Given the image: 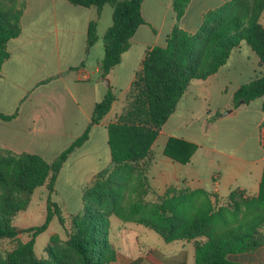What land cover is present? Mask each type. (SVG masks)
<instances>
[{"label": "crops", "instance_id": "0c3cea01", "mask_svg": "<svg viewBox=\"0 0 264 264\" xmlns=\"http://www.w3.org/2000/svg\"><path fill=\"white\" fill-rule=\"evenodd\" d=\"M231 1L190 0L178 26L186 33L197 34L205 14ZM17 4L22 11L19 15L22 34L8 44L10 58L0 72V113L16 114V117L0 121V153L36 154L52 163L91 127L89 139L63 164L51 195L69 226L71 218L86 207L85 190L102 173H110L115 167L108 144V126L122 112L112 115V111L119 97H126L130 91L147 52L166 46L176 25L173 0H143L141 11L145 24L137 30L121 63L108 77L109 86L101 72L104 36L113 25L109 20L111 13L108 16L104 13L107 6L99 19L98 41L88 48V28L98 16L97 8L75 6L64 0H17L14 5ZM260 23L264 26V13ZM263 75L264 66L258 55L241 43L215 75L190 84L160 131L151 155L139 165L148 180L147 201H157L170 188L203 189L218 195L222 202L234 191H244L250 197L258 195L264 170L263 98L248 105L240 104L238 108L233 100L242 85ZM110 89L120 95L106 118L92 125L95 106ZM229 110L232 112L227 114ZM231 125L242 131L246 129L247 138L256 140V150L250 155L243 153L244 140L235 151L222 147L223 139L232 131ZM168 145L173 157L165 153ZM189 145L195 146L189 162L174 159H184ZM73 190L79 192L78 204L74 211L68 212L69 192ZM33 196L28 209L14 222L19 230L33 227L17 223L27 215ZM113 218L120 223L115 231ZM110 222L109 238L118 254L112 264H195V240L166 243L143 225L125 223L115 216ZM61 228L65 237L52 236L67 240ZM153 232L169 246H154ZM18 238L23 242L30 240L27 234ZM229 258L237 263L264 264V245L252 254Z\"/></svg>", "mask_w": 264, "mask_h": 264}, {"label": "trees", "instance_id": "16d2710c", "mask_svg": "<svg viewBox=\"0 0 264 264\" xmlns=\"http://www.w3.org/2000/svg\"><path fill=\"white\" fill-rule=\"evenodd\" d=\"M64 1L98 9L97 18L89 24L88 48L98 41L103 9L108 5L113 8V25L104 36L105 56L101 62L102 77L108 78L121 63L137 30L145 24L143 0ZM189 1L173 0L176 25L166 46L147 52L122 113L108 126V144L115 167L110 173H102L85 190L84 201L98 203H86L84 211L71 218L69 228L51 195L63 164L89 139L91 127L52 163L36 154L0 153V243H14L5 258H0V264H112L118 257L109 238L112 216L125 223L143 225L166 243L195 240V264H243L229 257L252 254L264 245V170L255 197L234 191L222 202L218 195L203 189L170 188L157 201L146 200L149 185L139 165L151 155L160 131L190 84L215 75L241 43H246L264 66V26L260 23L264 0H232L205 14L199 32L194 35L178 26ZM21 13L15 7L0 4V72L10 58L8 44L22 34ZM260 98L264 113V75L238 89L234 107L238 108L241 101L248 105ZM116 100L117 95L110 89L96 104L92 125L106 118ZM15 117L16 114L0 113V121ZM262 145L264 149V137ZM189 146L184 159H174L189 162L195 151V146ZM165 153L172 156L169 145ZM44 186L49 191L45 222L19 230L14 224L16 218L28 209L35 191ZM106 201L111 205L109 210L103 207ZM55 217L67 233V240L52 236L45 249L46 258H39L35 253L36 238L47 231ZM20 234H27L30 240L21 241Z\"/></svg>", "mask_w": 264, "mask_h": 264}, {"label": "rangeland", "instance_id": "374dc122", "mask_svg": "<svg viewBox=\"0 0 264 264\" xmlns=\"http://www.w3.org/2000/svg\"><path fill=\"white\" fill-rule=\"evenodd\" d=\"M16 1L15 0H5L3 2H0V4L5 7H10V8L15 7V9L18 10L19 8L18 4L14 5ZM112 11H113V8L108 5L105 8L104 13L106 14V16H108V14L111 13V16H109V20H111V22L113 23ZM117 95L119 96L120 94H117ZM125 105H126V97L120 96L119 100L115 103L114 109L112 111L113 112L112 115L120 114L123 111ZM234 127H235L234 125L230 126V129L232 131L229 132V134H227V137L225 139H223L222 147L229 151H235L237 144L238 143L240 144V142L244 140L245 141V152L243 153H245L246 155H250L253 152V150H256V146H257L256 140L252 138L251 139L247 138L248 131L246 129L245 131H242L241 129H238V127H235L236 129H238L236 130ZM59 193L63 194L64 192L62 190H59ZM69 193L71 194L70 195L71 198H70L69 207L67 208L66 211L71 212L76 209V205L78 204V199H79L78 198L79 192L76 190H73L72 192H69ZM47 199H48V190L46 188L38 189L36 194L33 196V202L29 208L27 215L19 219L17 223L21 226L30 225L33 227L42 225L45 222L46 215H47ZM90 202L91 203H88V202L86 203L93 204L94 206L97 205L98 203V201L96 200H93ZM103 207L104 209L109 210L111 205L108 201H106ZM68 212H64V214H69ZM119 224H120L119 221L113 218V230L114 231L118 229ZM69 226H70V222H69ZM53 234H60L62 237H65L64 232L60 224L58 223L57 219H55V221L51 223L48 231H45L44 233L40 234L38 238L36 239L35 253L38 257L46 258L45 249L48 246L51 236ZM152 234L153 236H155L152 238L153 241L151 240L154 243V246L158 245L163 248L169 246L164 241H162L158 237V235H156L154 232ZM66 236H67V233H66ZM154 240L159 241L160 243L157 244V242H154ZM12 243L13 242H10V241H3L0 243V258H5V255L7 254V252L11 250V248L13 247Z\"/></svg>", "mask_w": 264, "mask_h": 264}, {"label": "water", "instance_id": "95a60500", "mask_svg": "<svg viewBox=\"0 0 264 264\" xmlns=\"http://www.w3.org/2000/svg\"><path fill=\"white\" fill-rule=\"evenodd\" d=\"M104 83L107 85V86H109L110 85V80L108 79V78H105L104 79ZM245 102L244 101H241L240 102V104H244ZM232 112V110H229L228 112H227V114L228 113H231Z\"/></svg>", "mask_w": 264, "mask_h": 264}]
</instances>
